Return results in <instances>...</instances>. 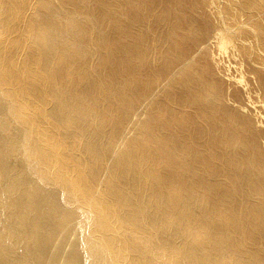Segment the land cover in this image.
Instances as JSON below:
<instances>
[{
	"label": "bare ground",
	"instance_id": "bare-ground-1",
	"mask_svg": "<svg viewBox=\"0 0 264 264\" xmlns=\"http://www.w3.org/2000/svg\"><path fill=\"white\" fill-rule=\"evenodd\" d=\"M0 264H264V0H0Z\"/></svg>",
	"mask_w": 264,
	"mask_h": 264
},
{
	"label": "rangeland",
	"instance_id": "rangeland-1",
	"mask_svg": "<svg viewBox=\"0 0 264 264\" xmlns=\"http://www.w3.org/2000/svg\"><path fill=\"white\" fill-rule=\"evenodd\" d=\"M235 60V58H233ZM219 62L220 64H222L223 66L227 67L228 70L232 71L235 69V64L233 63L231 57H228L227 54H223L220 56L219 58Z\"/></svg>",
	"mask_w": 264,
	"mask_h": 264
}]
</instances>
